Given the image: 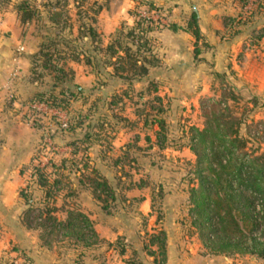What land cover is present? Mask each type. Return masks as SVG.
Segmentation results:
<instances>
[{"label": "rangeland", "instance_id": "374dc122", "mask_svg": "<svg viewBox=\"0 0 264 264\" xmlns=\"http://www.w3.org/2000/svg\"><path fill=\"white\" fill-rule=\"evenodd\" d=\"M76 1L80 7L76 6ZM110 1L28 0L36 10L33 23L29 24V30L36 38H30L29 43L38 46L41 42L51 44L48 39L55 37L54 45L50 46L52 64L62 65L65 70L75 67L73 70L77 73L76 77L73 73L72 78L66 76L56 81L51 68L39 66V82L28 96L36 91L58 92L61 88L75 91L77 85L82 91L75 93L67 111L55 112L45 105L33 108L24 103L28 96L21 99L22 103L10 105L9 109L15 112V118L20 122L19 131L24 139L23 144L18 140L13 145L18 151L21 146L26 149L18 163L5 170L7 184L3 185V190L0 189V194L6 189L8 203L7 209L0 205V241L5 246L0 258L4 264H13L16 257L25 264H36L35 254L39 252L36 250H44V260H48V264L52 261L56 264H155L153 260L146 262L142 258L149 259L145 244L149 233L160 227L166 231L174 248L183 246L187 252V244L201 242L188 214V189L195 183L193 168L196 158L188 144L189 127H201L205 119L202 101L208 97L218 98L222 87H231L237 98L228 99V103L243 119L240 134L253 133L255 122L264 120V91L256 93V90L238 82L237 75L229 69L215 72L210 61L206 62L208 68L202 73L191 52L192 39L182 31L161 34L160 31L167 26L145 34L150 38L151 52L160 59L157 65L150 67L146 77L128 82L112 73L111 60L114 58L108 55L109 64L102 62L106 50L93 48L89 40L80 37L78 32L80 22L92 21L98 3ZM138 1L141 0H135L129 7L128 17H132L123 18L120 26L105 36L100 44L105 46L113 36L119 35L122 42L129 43L133 52L148 54L143 50L144 46L136 50L140 39L132 41L126 35L134 23ZM154 2L162 5L160 20L179 24L177 29L184 28L193 9L191 5L198 3L197 0ZM54 5L63 8L61 18L66 21L63 26L53 25L49 19V9H54ZM251 38V42L264 51V25L254 28ZM77 51L82 52L80 60L71 58ZM86 53L93 54L91 65L85 62ZM148 80L156 82V91L147 87ZM155 93L161 96L165 106L160 113L167 124L163 147L156 143V124L150 121L152 114L157 112L151 107L158 104ZM68 117L75 124L73 129L60 124V119L68 120ZM87 130L92 132L87 153L89 162L107 177L116 198L110 201L109 211L104 210L89 187L77 184L78 172L71 171L69 175L75 182L77 193L70 200L90 216L104 241L84 247L72 244L68 238H53L50 245L44 244L39 237L40 230L27 227L21 220V212L25 208L21 189L34 196L36 204L44 192L35 182L27 183L30 178L27 166L32 160L45 163L49 156L58 158L65 154L71 148L67 141L82 136ZM252 137L249 144L264 151V133H255ZM145 198L147 200L143 201ZM61 201L62 198L58 197L56 204ZM58 215L63 216L64 213L58 211ZM41 245L43 249L39 248ZM120 246L125 247L124 253L119 252ZM195 254L188 256L192 264L197 263L200 254L207 253L198 249ZM221 255L219 260L223 262ZM230 257L236 264H264V259L256 260L250 254Z\"/></svg>", "mask_w": 264, "mask_h": 264}, {"label": "trees", "instance_id": "16d2710c", "mask_svg": "<svg viewBox=\"0 0 264 264\" xmlns=\"http://www.w3.org/2000/svg\"><path fill=\"white\" fill-rule=\"evenodd\" d=\"M237 1L240 9L245 5L248 7L245 9V15L239 12L229 17L226 20L228 25H239L264 9V0ZM76 2V6L80 7L79 2ZM142 5L148 10L153 9L158 17L141 15L139 8ZM136 7L134 23L127 29L126 35L130 36L132 41L140 39V42L137 41L136 50L144 46L143 50H147L148 54L133 52L129 43L122 42L119 35L113 36L105 46L101 45L100 34L90 22H80L78 27L79 36L88 39L93 48L106 50L108 54L104 55L102 62L109 64L108 55L114 58L111 60L112 73L129 80L128 82L146 77L150 67L160 61L159 56L151 52L150 38L145 34L164 26L172 29L180 27L175 22L164 23L160 20L162 5L154 0L138 1ZM17 8L22 20L31 19L36 11L28 0H20ZM53 8L49 9L51 23L63 26V22H66L61 18L63 8L55 5ZM96 8L97 13L99 6L97 5ZM80 12L81 10H78V13ZM94 18L95 16L91 20ZM184 29L194 36L196 56L200 48L198 40L201 32L195 8L191 10ZM48 40L53 46L56 38L51 37ZM51 44L41 42L38 49L29 55L30 82H39V66L44 69L51 68L56 81L63 80L66 76L73 77L72 68L65 70L62 65L52 64ZM81 53L77 51L71 58L80 60ZM84 57L86 63H92L93 54L86 53ZM148 83L147 87L156 91V82L148 80ZM76 88L75 91L67 88H61L58 92L36 91L24 103L30 105L33 102H43L48 107L67 111L75 93L82 91L80 86L77 85ZM154 98L158 100V104H153L151 107L158 113L152 114L150 121L156 124L154 129L156 143L163 147L167 137V124L160 113L164 111L165 106L159 94L155 93ZM236 98L231 87H222L218 98L208 97L202 101L205 117L203 125L189 127L188 145L196 158L193 168L195 183L188 189V214L190 224L207 252L228 256L250 254L264 258V151H259L249 144L255 133H264V120L255 122L256 128L253 133L247 131L246 136L240 134V124L243 119L228 103V99ZM102 126L103 124L100 128ZM65 127L72 129L75 127L70 117ZM91 141L92 132L87 130L82 136L67 141L71 148L65 154H61L58 158L49 156L45 163L32 160L27 166L30 170L27 183L35 182L44 192L42 199L36 204L34 196L28 194L26 189H21V195L25 199L21 220L27 227L40 230L39 237L44 244L50 245L53 238L57 240L68 238L72 244L84 247H91L104 241L90 216L70 200V197L77 193L75 182L69 175L71 171L78 172L77 184L89 187L104 210L109 211L110 201L116 198L115 190L107 177L89 162L87 153ZM58 197L62 198L60 204H56ZM58 211L63 212L64 215H58ZM166 243L167 235L163 228L160 227L149 233L145 247L155 264H163L166 261ZM124 251L125 247L120 246L119 252L124 253Z\"/></svg>", "mask_w": 264, "mask_h": 264}, {"label": "crops", "instance_id": "0c3cea01", "mask_svg": "<svg viewBox=\"0 0 264 264\" xmlns=\"http://www.w3.org/2000/svg\"><path fill=\"white\" fill-rule=\"evenodd\" d=\"M134 1L111 0L109 3L97 2L99 10L90 23L100 34L101 42L105 36L116 30L118 25L120 26L123 18L130 19L131 15L128 17L129 7ZM197 2V4L191 5L192 8L197 10L201 32V37L198 40L200 48L196 56L194 54V36L189 31L184 28L172 29L168 27L162 29L160 33L185 32L188 35L187 37L192 39L191 52L193 58L197 59V67L200 70L202 69V73H205V68H208L206 62L210 61L213 67L211 69L215 72L229 69L237 75L238 82L256 90V93H260L261 90L264 91V51L251 42L252 30L264 25V9L248 17L247 21L239 25H228L226 20L239 12L244 14L248 5L240 9L237 0H197ZM17 3L18 0H0V189L2 190L8 179L5 170L14 167L18 163L17 161L22 158L26 149L21 146L18 151L14 146L18 140L20 144H23L24 139L19 131L20 122L15 118V112L9 108H11L10 105H17L19 101L22 103L21 99H25L36 84L29 81L31 65L29 55L38 49V45L29 43L30 38H36L32 30H29V24L33 23V17L22 20ZM124 4L125 6H123ZM36 6H40V4L36 3ZM73 69L76 68L73 67ZM76 74V71H74L75 77ZM0 201V205L7 209L6 189L3 194H0ZM3 247L5 246L0 241V254L4 252ZM39 248L41 249L42 245ZM198 249L205 251L207 254H197L199 257L195 264H236L228 255L207 252L199 241H194L193 245L187 244V252L184 251L183 246L174 248L169 237L166 243V261L164 264H192L188 256L190 253L196 255ZM36 251H39L38 254H35L36 264H48L46 262L48 260H44V250ZM220 255L224 258L223 262L219 260ZM253 257L256 260L264 259ZM148 258L146 260L142 259L146 262L147 260L148 262L153 260L151 255H148ZM1 261L0 258V264H4ZM52 264L56 263L52 261Z\"/></svg>", "mask_w": 264, "mask_h": 264}, {"label": "built area", "instance_id": "2783aa9c", "mask_svg": "<svg viewBox=\"0 0 264 264\" xmlns=\"http://www.w3.org/2000/svg\"><path fill=\"white\" fill-rule=\"evenodd\" d=\"M139 11H140V14L143 15V16H147V17H151V18H157L158 17V14L156 12H154L153 9L148 10L147 7L144 6V5H142L139 8ZM40 105H45L47 108H49L51 110H54L55 112L63 111V110L58 109V108L48 107L43 102H33V103L30 104V106L33 107V108L34 107L40 108ZM59 121H60L61 126H65L66 122H67V119L63 118V119H60ZM12 261H13V264H25V263H23V261L19 257L14 258Z\"/></svg>", "mask_w": 264, "mask_h": 264}]
</instances>
